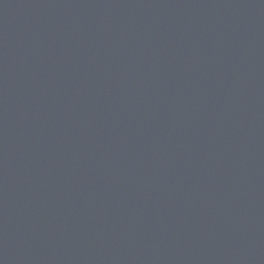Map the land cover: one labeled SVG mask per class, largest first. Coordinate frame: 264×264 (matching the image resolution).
Masks as SVG:
<instances>
[{
  "label": "water",
  "instance_id": "1",
  "mask_svg": "<svg viewBox=\"0 0 264 264\" xmlns=\"http://www.w3.org/2000/svg\"><path fill=\"white\" fill-rule=\"evenodd\" d=\"M0 264H264V0H0Z\"/></svg>",
  "mask_w": 264,
  "mask_h": 264
}]
</instances>
